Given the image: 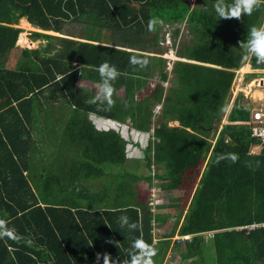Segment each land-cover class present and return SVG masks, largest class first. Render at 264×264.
Instances as JSON below:
<instances>
[{"label": "trees", "instance_id": "trees-1", "mask_svg": "<svg viewBox=\"0 0 264 264\" xmlns=\"http://www.w3.org/2000/svg\"><path fill=\"white\" fill-rule=\"evenodd\" d=\"M197 1L199 10L190 9L187 0H0V219L21 237L19 242L0 239V264H96L97 253L110 255L113 264H129L127 250L135 239L152 245L153 216L134 192L128 202L115 203L113 210H87L83 199L77 203L66 198L53 204L47 196L60 179L49 174L43 177L38 198L24 171L33 154L31 131L36 126L58 139H49L50 146L58 143V151H71L81 159L63 172L67 186L80 178L100 176L103 166H125L126 141L113 130L97 131L89 115L148 132L154 104H161L162 110L153 133L157 141L143 149L146 163L166 162L176 171L204 166L186 223L178 232L190 239L174 243L172 252L181 256V262L193 259L191 264H204L200 234L213 232V264H264V227L238 229L264 223V144L250 136L245 124L249 106L241 94L225 112L233 70L244 59L239 44L253 26H264V5L251 15L225 20L214 10L216 0ZM152 17L168 28L185 22L190 36L176 52L183 60L174 61L168 76L159 47L161 28L157 25L153 32L147 28ZM20 19L63 36L31 32L33 40H56V45L49 41L46 45L54 53L22 49L16 66L7 69V54L20 32L15 27ZM78 24L106 27L117 41L107 47L94 45L86 38V28L83 34L74 29ZM64 26H70L69 34L62 33ZM177 34L178 28H173L172 37ZM132 55L147 57L148 66L134 68L129 62ZM104 62L120 72L111 109L100 102L88 103L94 96L75 88L80 74L87 71L99 76L98 67ZM248 63L252 69L264 70L255 58ZM156 71L168 87L157 84L141 95ZM54 103L59 107L54 117L45 108L40 110ZM40 114L44 115L41 122ZM225 115L227 123L222 124ZM170 121L178 126H169ZM240 126L244 127L241 131ZM220 153H234L239 159L216 163ZM121 216L137 223L138 229L121 227ZM174 231L152 245L158 252L154 264L161 262L169 245L166 238ZM99 264H103L102 256Z\"/></svg>", "mask_w": 264, "mask_h": 264}, {"label": "rangeland", "instance_id": "rangeland-1", "mask_svg": "<svg viewBox=\"0 0 264 264\" xmlns=\"http://www.w3.org/2000/svg\"><path fill=\"white\" fill-rule=\"evenodd\" d=\"M187 2L190 9L199 10L202 8L197 0H187ZM76 26H74V29H79L81 34L84 33V29L86 28V38L90 40L104 41L108 43L117 41L116 34H111L113 31L107 30L106 27H97L94 26V24L93 26L91 25L93 28L88 25L85 26L78 24ZM159 26L161 28L159 30V47L162 53L161 57L165 59L166 71L168 76L174 61L182 60L176 56L178 47L182 44H186V42L183 41H188L190 39V36L187 34L188 31L185 22L178 23V25L175 26H170L172 28H168L167 25H163L162 23H160ZM15 27L19 28L20 32L18 34L14 49L7 54L5 68L10 69L16 66V58L20 53V48H39L40 51L43 50L46 54L51 55L54 53V48H50L48 51L46 45L48 41L51 43V45H56V40H45L43 38H40L36 41H30V33L37 30L38 28L34 29L32 25L28 26L23 19H20L18 25H16ZM69 27L70 26H64V28L66 29L64 33H68L67 29ZM173 28H178V34L175 37H172ZM161 34H164L165 37H163ZM16 44H18L20 48L16 47ZM247 62L248 60H242L240 64L242 69H239L240 73L250 74V68L246 67L245 69H243L242 67L247 64ZM260 73H264V71H261ZM246 75L244 77L248 79L249 77H246ZM99 84L100 83H93V85H88L87 83H85L83 72L78 76V80L75 83V88L86 89L93 96H95L97 92V86ZM157 84H159L163 88L168 87L167 81L161 78L156 71V73H153L148 82V88H144L141 91V95L153 89ZM121 91L122 90L118 91L117 93L119 94ZM141 95H137V98L139 99ZM229 109L230 104L228 103L225 112L227 113ZM161 110V104H154L152 115L150 118L151 129L145 133L134 131L129 123L121 124L117 122H111V124H109L107 122L106 124H104L105 126L101 124L105 122L102 120H96L93 123V120L95 118L90 116V119L92 120L91 122L93 123L97 131L113 130L115 132H118L119 135L126 141L125 151L127 161L125 163V166H103V172L100 176L96 178H80L70 186L66 185V181L65 179H63L62 174L68 169V167L75 163V161H81V159L71 151H58V146L56 145L58 143H56L55 146H50L46 139V132L44 133V130L37 126V130L31 131V135L34 136L36 144H32L31 150H33V154L28 160V171L30 170L31 173L34 170L37 171V176L33 177V174H30L28 178L30 180L32 189L35 191L38 198H40L38 189L40 183L43 180V177H45L47 174L52 175L59 178L60 180L59 182H57L56 186L54 185L55 187L53 188H55V190L47 196L51 203L58 204L60 201L66 198L76 199L75 201L79 203L80 200L83 199L85 208L87 210H91L92 208L94 209L97 207L113 208L117 204L122 205V203H124L125 201H129V196L134 192L133 194H135L136 197L138 196L139 200L145 203L146 207L153 216L151 219V233L153 234L154 245H156L157 241L160 240L163 236L169 234L170 231L175 228V224H178V229L181 230L186 223L188 207L198 188V181L204 166L202 165L201 167H197L193 170L188 169L185 171H176L173 170L170 167V164L166 162H157L154 160L150 165L146 163L143 155V149L149 142L157 140L154 137L153 133L157 122H159L160 120ZM55 115L57 114H53V117ZM223 122L224 117L222 120V124ZM168 125L173 126L175 124L173 123V121H170L168 122ZM53 135L54 134L51 135L50 139L56 140L55 136ZM56 141L59 142L58 140ZM256 149L257 147L251 149V151L255 152ZM132 176L136 178L132 179ZM48 199H45L44 202L50 203ZM157 217L161 219V221L158 223L159 225L155 223ZM162 220H164L165 222ZM175 221L177 223H175ZM162 227L164 229L161 232H158L160 231L158 230V228ZM241 231L247 230L244 229ZM210 239L211 238L207 235L202 236V242L204 244L203 250L200 251V259L204 264H213L211 262L212 250L210 246ZM172 251L173 249H171V246L168 250L164 251L162 264H191L195 262L193 259L187 262H181V256Z\"/></svg>", "mask_w": 264, "mask_h": 264}, {"label": "clouds", "instance_id": "clouds-1", "mask_svg": "<svg viewBox=\"0 0 264 264\" xmlns=\"http://www.w3.org/2000/svg\"><path fill=\"white\" fill-rule=\"evenodd\" d=\"M261 5H264V0H233V3L231 4L226 3V0H216L213 7L220 19L228 20L233 18L240 19L242 15H251L253 11L258 10L261 7ZM160 23H162V21H160L159 18L156 17L150 18L147 24L148 31L150 32L155 31L157 25H159ZM239 48L242 50V55L244 60L255 58L257 65H264V26H260V27L253 26L250 29L248 38L245 41L240 42ZM129 62L134 68H139L142 70L148 66L149 59L147 57L132 55L130 57ZM247 64L249 65V68L251 70H258V69H252L248 62ZM239 69H241V66H239V68L236 70ZM234 71L235 70H233V72ZM98 72L101 82L97 86L96 95L87 102L90 104H96L97 102H100L102 104H106L108 108L111 109L115 104L113 100V95L115 93L114 82L120 76V72L117 70V68L114 65H110L108 62L102 63L98 67ZM246 74L250 75L252 73L250 74L246 73ZM238 159H239L238 156L234 153H227V154L220 153L217 154L216 163H219L223 160H230L232 163H235L237 162ZM120 223H121V227L126 226L129 229V231H135L139 227L137 223L130 222L127 216H121ZM178 232L179 229H175L173 235H171L169 238H166V240L169 242L171 246V249L175 242L180 240L190 239V236H182V237L178 236ZM212 234L213 232H205V233H201L200 235L201 236L207 235L208 237L212 238ZM168 235L169 234H167L166 236ZM164 237L165 236H163L161 239H163ZM5 238L11 239L16 242H19L21 239V237L15 234L14 228H8L6 225V221L0 219V239H5ZM200 243L202 245L204 244L202 242V239ZM152 245L154 244L152 243ZM152 245L148 244L143 239H139V238L135 239L132 242L131 247L127 250L128 255L130 257L129 264H154L153 258L157 256L158 252L157 249L154 248ZM101 256L103 257V264H113L111 256L108 255L107 253H103V254L97 253L96 264H99Z\"/></svg>", "mask_w": 264, "mask_h": 264}, {"label": "built area", "instance_id": "built-area-1", "mask_svg": "<svg viewBox=\"0 0 264 264\" xmlns=\"http://www.w3.org/2000/svg\"><path fill=\"white\" fill-rule=\"evenodd\" d=\"M251 70L253 77L246 79V73H240V70L234 71V77L231 84L230 104L235 100L238 94L243 97V103L249 106V119L245 123L250 129V136L257 138L260 145L264 144V75L260 73L264 70ZM259 72V73H257ZM246 80V81H245ZM157 107V106H156ZM263 224H250L239 227V230H254Z\"/></svg>", "mask_w": 264, "mask_h": 264}, {"label": "crops", "instance_id": "crops-1", "mask_svg": "<svg viewBox=\"0 0 264 264\" xmlns=\"http://www.w3.org/2000/svg\"><path fill=\"white\" fill-rule=\"evenodd\" d=\"M25 21V23L28 25V26H30L31 24L29 23V22H27L26 20H24ZM36 27H34V29H35ZM37 29V28H36ZM66 31V29L63 27V30H62V33H64ZM91 31V30H90ZM32 32H40V33H44V34H47V35H51V36H54V37H62L63 35H61V34H58V33H56V34H54L55 32H53L52 33V31H49V32H43V31H39V29H37V30H35V31H32ZM87 34V33H86ZM70 35H72V34H70ZM30 36V41H34L32 38H31V34L29 35ZM66 37V36H65ZM90 37H92V36H90ZM94 37V36H93ZM70 38V37H69ZM95 38V37H94ZM42 39V38H41ZM75 39V38H74ZM37 40H39V39H37ZM87 40H89V39H87ZM95 40H97V39H95ZM36 41V40H35ZM41 41V40H40ZM88 42H90V43H92V44H94V45H100V46H104V47H107V46H109V43L108 42H104V41H88ZM16 47H19V45L18 44H16ZM20 48V47H19ZM14 49V48H13ZM12 49V50H13ZM20 49H24V48H20ZM26 49H30V48H26ZM33 49H36V48H33ZM16 50V49H15ZM31 50V49H30ZM43 54H46V53H44V51L42 50L41 51ZM246 67H248L249 68V65L248 64H245L244 66H243V69H245ZM170 69V68H169ZM242 69V68H241ZM84 82L85 83H87L88 85H93V83H100L101 82V80H100V76H97L96 74H94V73H92V72H87V71H85L84 72ZM86 90V89H85ZM118 91H120V90H118ZM117 91V92H118ZM118 94V93H117ZM118 96H121V93H119V95ZM231 105V104H230ZM43 108H45V110H47V112H50L49 113V115H51V114H57L58 113V109H59V107L57 106V104L56 103H54L52 106H50V107H42V108H40V110H42ZM228 112V111H227ZM44 115L42 114H40V116H39V121L41 122V118L43 117ZM90 116H92L93 118H95L94 120H93V123H94V121H96V120H102V121H105L103 118H100V117H98V116H96V115H89V119H90ZM91 120V119H90ZM108 120V119H107ZM92 121V120H91ZM112 121V120H111ZM39 122V123H40ZM107 122H110V121H105V122H103V123H101V124H106ZM113 122H116V121H113ZM118 123V122H117ZM173 123L175 124V125H173V126H178V123L177 122H175V121H173ZM227 123V121H226V115H225V117H224V122H223V124H226ZM105 126V125H104ZM221 127L219 126V128H218V130L220 129ZM33 130H37V126L33 129ZM108 131V130H107ZM134 131H136L135 129H134ZM44 133L46 132V139H47V141H48V143H49V139H50V137H51V135L50 136H48L47 135V131H43ZM106 132V131H105ZM115 132V131H114ZM136 132H138V131H136ZM118 133V132H117ZM139 133H144V132H139ZM32 139H33V144H36V141H35V138H34V136L32 135ZM51 140V139H50ZM56 140H58V139H56ZM30 174H33L32 176L33 177H35V176H37V171L36 170H34V171H32V173L30 172V170L28 171V169L27 170H25L24 171V175H25V177L27 178V180H28V183L30 184V180L28 179L29 178V176H30ZM201 175V174H200ZM34 191V190H33ZM35 192V191H34ZM70 199V198H69ZM88 204V203H87ZM84 206H85V204H84ZM101 209H104V208H102V207H100V208H98V210H101ZM113 209H115L114 207L113 208H106L105 210H113ZM186 210H187V208H186ZM94 211V210H93ZM114 219V218H113ZM161 221V219L158 217V221L157 222H155V223H157V225H159L158 223ZM162 221H164V220H162ZM165 222V221H164ZM175 223H177L176 221H175ZM174 227L175 228H173V229H178L179 227H178V224L176 225H174ZM164 228L162 227V228H158V230H160V231H158V232H161L162 230H163ZM169 247H170V244L169 245H166L165 246V249L166 250H168L169 249ZM163 258L162 259H159L158 260V262H160V263H158V264H162L163 263Z\"/></svg>", "mask_w": 264, "mask_h": 264}, {"label": "water", "instance_id": "water-1", "mask_svg": "<svg viewBox=\"0 0 264 264\" xmlns=\"http://www.w3.org/2000/svg\"><path fill=\"white\" fill-rule=\"evenodd\" d=\"M244 129V127L243 126H240V127H238V130H243ZM233 145H235V146H237V144H235V143H233Z\"/></svg>", "mask_w": 264, "mask_h": 264}]
</instances>
